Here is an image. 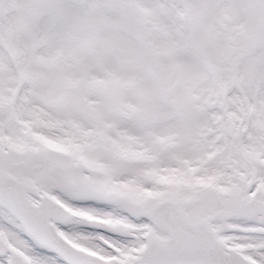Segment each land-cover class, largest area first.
I'll return each mask as SVG.
<instances>
[{"label": "snow or ice", "instance_id": "1", "mask_svg": "<svg viewBox=\"0 0 264 264\" xmlns=\"http://www.w3.org/2000/svg\"><path fill=\"white\" fill-rule=\"evenodd\" d=\"M0 264H264V0H0Z\"/></svg>", "mask_w": 264, "mask_h": 264}]
</instances>
